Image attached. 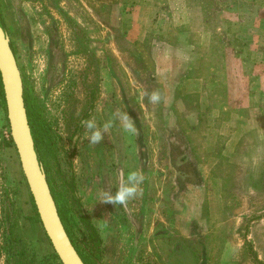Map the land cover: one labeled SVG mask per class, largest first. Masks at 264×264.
<instances>
[{
    "label": "rangeland",
    "instance_id": "374dc122",
    "mask_svg": "<svg viewBox=\"0 0 264 264\" xmlns=\"http://www.w3.org/2000/svg\"><path fill=\"white\" fill-rule=\"evenodd\" d=\"M0 21L72 240L77 204L97 231L99 264H253L235 234L244 223L264 259V0H0ZM90 84L87 120L112 126L95 145L82 128L68 153ZM154 90L159 103L141 99ZM121 170L145 176L129 211L99 202ZM45 240L1 93L0 264H58Z\"/></svg>",
    "mask_w": 264,
    "mask_h": 264
},
{
    "label": "water",
    "instance_id": "95a60500",
    "mask_svg": "<svg viewBox=\"0 0 264 264\" xmlns=\"http://www.w3.org/2000/svg\"><path fill=\"white\" fill-rule=\"evenodd\" d=\"M0 89L9 138L43 234L59 264H83L63 228L36 153L27 122L21 78L9 38L1 25Z\"/></svg>",
    "mask_w": 264,
    "mask_h": 264
},
{
    "label": "flooded vegetation",
    "instance_id": "af4514ba",
    "mask_svg": "<svg viewBox=\"0 0 264 264\" xmlns=\"http://www.w3.org/2000/svg\"><path fill=\"white\" fill-rule=\"evenodd\" d=\"M86 48L89 50L90 48L88 46H86ZM87 55L91 56L89 53H87ZM95 86H92L91 84L89 86H87V88H85V94H84V102L82 105L81 110H79L78 114L72 118V121L68 123L67 125V131H68V136H69V148H68V153H72L75 147V143L77 142L80 134H81V130H82V126H81V120H87V118L91 117L92 111H93V105L96 102L95 100ZM26 111V109H25ZM26 117H27V113H26ZM27 122H28V117H27ZM29 125V122H28ZM30 129V126H29ZM30 134L32 137V133H31V129H30ZM33 140V138H32ZM34 143V142H33ZM46 177V175H45ZM47 180V178H46ZM49 187V186H48ZM71 189V188H70ZM69 187H67V190L71 191V196H73L72 198H76V194L73 192V190H70ZM77 204H73V209L76 212V220L78 222V230H77V235L75 238V241L72 240L71 236L69 235V233L66 232L65 227L63 226L66 235L71 243V245L73 246L74 250L76 251L77 255L79 256L80 260L82 261L83 264H99V260H98V256H99V252H100V247L99 244L96 245L95 241H91L89 242V238H87L91 233L90 231L87 230L86 227H84L82 224L79 223V219L78 216L80 214L84 215V217L87 218V220L89 221L94 234H96L97 238V231L95 229V226L92 225V223L90 222V218L89 216L85 213L82 212L81 208L79 206H76ZM262 219V218H261ZM253 222V221H250ZM62 223V222H61ZM247 223H244V225L242 226L245 229V232H243L242 234L238 232L239 230V226L236 228V236L238 241L241 243L240 244V249L241 250V254H243L247 260V262H252L253 264H264V259H260L259 255L257 252H255V250H253L252 245L253 243L251 242L250 239V226L248 227V225H246ZM63 225V224H62ZM250 225V223H249ZM99 240V239H98ZM239 244V243H238ZM263 255V254H262ZM55 264L54 262H44L43 260H39V262H37V264Z\"/></svg>",
    "mask_w": 264,
    "mask_h": 264
},
{
    "label": "clouds",
    "instance_id": "9594fccd",
    "mask_svg": "<svg viewBox=\"0 0 264 264\" xmlns=\"http://www.w3.org/2000/svg\"><path fill=\"white\" fill-rule=\"evenodd\" d=\"M146 97L152 104H157L161 101V95L159 91L147 92L144 91L141 94V99ZM115 118L120 121V124L124 131L131 134H138V130L135 126L133 119L127 114L126 111H117ZM81 126L87 130V139L93 145L99 144L104 136L111 128V122H107L103 127H98L94 119L81 120ZM145 180V176L140 171H130L127 176L121 172L118 174V184L115 192L111 191V188L103 190L99 193V202L112 204L114 206L119 205L129 211L128 204L130 200L142 195L141 185Z\"/></svg>",
    "mask_w": 264,
    "mask_h": 264
},
{
    "label": "trees",
    "instance_id": "16d2710c",
    "mask_svg": "<svg viewBox=\"0 0 264 264\" xmlns=\"http://www.w3.org/2000/svg\"><path fill=\"white\" fill-rule=\"evenodd\" d=\"M0 25H1V27H2V23H1V21H0ZM2 28H3V27H2ZM0 96H1V92H0ZM24 100H25V97H24V95H23V102H24ZM25 106H26V105H25V102H24V107H25ZM9 144H10V143H9ZM71 186H72V185H71ZM70 188L73 190L72 187H70ZM58 216H59V218H60V220H61L63 226L65 227L66 232L69 233V232H68V226H67V224H66V221H65L64 218L62 217V214H61L60 211H58ZM78 219H79V223L82 224L84 227H86L87 230L90 231V233H91V234L87 237V238L90 237L88 241H89V242H91V241H95V242H96V245L99 244V240H98L96 234H94V231H93V229H92V227H91L89 221L87 220V218L84 217V215L80 214V215L78 216ZM51 251H52V250H51ZM51 257H52L54 260L57 261V259H56L55 255L53 254V252H51ZM57 262H58V261H57ZM58 264H59V263H58Z\"/></svg>",
    "mask_w": 264,
    "mask_h": 264
},
{
    "label": "crops",
    "instance_id": "0c3cea01",
    "mask_svg": "<svg viewBox=\"0 0 264 264\" xmlns=\"http://www.w3.org/2000/svg\"><path fill=\"white\" fill-rule=\"evenodd\" d=\"M45 241H46V243H47V240H45ZM47 245H48V243H47ZM41 260H42V259H41ZM45 261L48 262L47 259H45ZM51 262H54V261H51Z\"/></svg>",
    "mask_w": 264,
    "mask_h": 264
}]
</instances>
